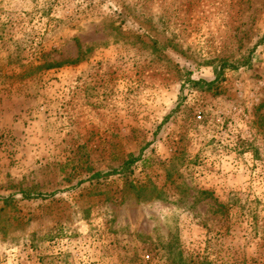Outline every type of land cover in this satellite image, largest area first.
<instances>
[{
  "label": "rangeland",
  "instance_id": "1",
  "mask_svg": "<svg viewBox=\"0 0 264 264\" xmlns=\"http://www.w3.org/2000/svg\"><path fill=\"white\" fill-rule=\"evenodd\" d=\"M0 264H264V0H0Z\"/></svg>",
  "mask_w": 264,
  "mask_h": 264
},
{
  "label": "trees",
  "instance_id": "2",
  "mask_svg": "<svg viewBox=\"0 0 264 264\" xmlns=\"http://www.w3.org/2000/svg\"><path fill=\"white\" fill-rule=\"evenodd\" d=\"M250 53L248 54V56L242 60V63L245 64V65H248L249 64V60H250ZM78 60H71V61H65V62H58V63H52V62H43V63H40L39 65L35 66L33 68V70H39V69H51V68H55V67H60L62 66L63 64L65 65H69V64H74L76 63ZM226 66H228L226 64ZM224 64L221 65L218 70L215 69V73H216V79L215 81H217L219 78H220V75L222 74V71L224 69ZM192 84L194 85H197L198 82H192ZM140 160V156H135L134 154H128L127 155V159L122 163L121 166H119V168L117 169H112L108 172H98L96 174H94V178H97V177H106V176H110V175H115V174H119V173H125L127 171H129L130 167L135 164L136 162H138ZM20 195H21V198L23 200H31V199H45V198H49L50 196H52L54 193H51V194H48V195H44V194H41V193H35V194H31L30 192H26V191H20L19 192Z\"/></svg>",
  "mask_w": 264,
  "mask_h": 264
}]
</instances>
